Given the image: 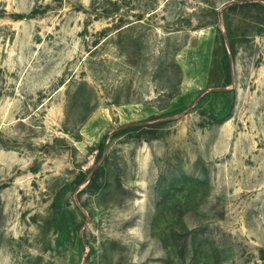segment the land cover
Returning a JSON list of instances; mask_svg holds the SVG:
<instances>
[{"label":"rangeland","instance_id":"374dc122","mask_svg":"<svg viewBox=\"0 0 264 264\" xmlns=\"http://www.w3.org/2000/svg\"><path fill=\"white\" fill-rule=\"evenodd\" d=\"M0 264H264V0H0Z\"/></svg>","mask_w":264,"mask_h":264}]
</instances>
